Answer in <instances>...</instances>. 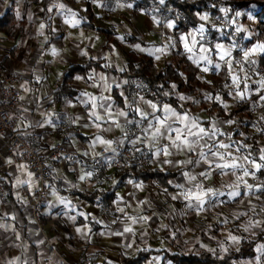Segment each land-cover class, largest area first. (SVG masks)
<instances>
[{"label":"clouds","instance_id":"1","mask_svg":"<svg viewBox=\"0 0 264 264\" xmlns=\"http://www.w3.org/2000/svg\"><path fill=\"white\" fill-rule=\"evenodd\" d=\"M19 2L20 0H18ZM77 2L79 3L80 0H77ZM189 2H193V0H189ZM4 3L11 6L9 0H4ZM91 3L98 8H103L105 0H91ZM164 3L165 0H159L160 5H164ZM51 6L58 8L61 15L76 21L72 26L79 30V35L74 36L69 32L68 36L65 37L66 43L76 40L83 43L87 40L90 42L87 47H94L96 44L101 43V38L97 32H92L87 37L84 36V29L80 25L88 22L86 17H82L79 13L60 4L58 0H55ZM252 7L255 8L256 6L253 5ZM131 8H133V3L127 2V0H115V4L109 9V12L116 13ZM223 10L225 13L229 11L227 8H223ZM153 11H159V9L154 8ZM171 11L172 9H169V12ZM243 14L242 12L235 13L237 17ZM97 18L103 19V16L98 15ZM248 18L252 20L253 16L249 14ZM28 19L32 22L31 13ZM48 19L51 20L52 17ZM41 25L45 26V22H41ZM41 25L38 35L43 37V41L40 42L41 50L43 51V43L49 40V36L44 34V27L41 28ZM113 27L116 29L115 38L126 47L137 53L145 51L139 43L129 42V38L135 34L128 25H123V30L115 24H113ZM238 29L246 33L250 32L247 26H242L239 22L237 23ZM160 34V45L157 46L153 42L149 45V48L153 50L154 58L157 61H166L170 50L175 47V43L173 37L165 36L162 29ZM22 46L23 42L18 45V47ZM236 46L238 47V45ZM74 47L79 49L78 54L80 56L87 57L89 55L88 52L80 49L79 44H75ZM231 48L232 46H226V51L231 53ZM157 49L160 51H156ZM66 51H69L66 47L63 49L52 47L50 54L54 59L44 61L43 56H41L37 63L63 66L67 64V61L62 53ZM104 59L106 61L103 65L105 69L115 67L120 73H128V78L111 76L110 74L106 77L104 74L93 70L91 73V85L88 84L87 78L80 74H76L74 80L88 87L100 83L102 93H110L113 87H117L124 97V105L121 107L119 102L111 95L101 94L95 100V107L90 108L88 105L93 103L91 100L93 96L85 88L81 91L80 96L88 97V100L84 101L87 115L71 111V109L77 108L78 104L74 103L69 95L62 91L60 78L65 75L63 71L57 69V73L54 76L55 85L52 82H46L48 78L37 68L26 67L13 72V76L18 78L17 82L15 85H7L5 91L7 95L11 96L10 89L13 87L17 88V94L13 97L16 100L17 111L15 113L9 111L5 114L4 119L7 123L4 124V127H11L13 132H15L16 139L12 141L11 151L13 155L8 159L7 163L12 165L17 160L20 161L17 164L19 176L15 178L13 194L16 203L20 205L21 211L28 219V225H22L21 229H18L12 223L6 222V214L0 212V229L16 235L23 228H26L28 238L22 236L18 242L13 241L11 248L18 250L19 255L11 259L7 257L0 258V264H66V261L57 252H53L50 256H45L43 250H40L41 259L39 261L32 255L29 240L34 239L43 231L38 223V218L41 215L50 217L52 220H59L65 226L71 225L75 232L71 239L77 243L81 241L83 243L79 244L78 247H74L72 244H68L66 247L73 253H84V256L81 257L82 264H93V261L103 260L100 255L103 249H97L94 246L93 236L106 239L110 234H118L112 229V225L116 223L129 227V222H131V225L136 226L131 228L132 231L140 232V230H143L140 240L141 245L146 247L148 239L151 238L147 224L148 219L151 218L149 213L159 217L161 220L159 229L155 233L157 238L161 239V242H163V238L159 236V232L171 228L170 224L164 223L165 220L186 219L194 214L199 216L200 222L197 224V228L205 232L213 227L212 223H203L206 217L210 215L214 223H219L221 214L225 218L233 217L239 219L241 216L245 217L242 225L236 228L238 234L241 228L249 234H253L252 229L264 231V200L259 195H256L257 190H264V181H260L255 172L250 173L251 164L248 162L250 158L240 151L243 148L250 147V145H244L241 141L232 140L230 133L222 131V126L225 124L235 125L236 130H240L239 119L225 121L218 114L206 116L204 114L206 110L201 108L202 100L198 94L202 93L203 101L208 102L209 108H211V102L216 99L206 90L195 88V93H182L178 90L179 86L177 83H169L167 88L164 87V83H159L155 85V91H153L150 81L146 82L144 79L133 77V73L127 63L118 54L115 59L112 58L111 54ZM208 63H212V61L209 60ZM25 64H27V61H25ZM216 65H219V68L221 67L219 63L214 64V67ZM69 66L71 67L72 65ZM140 67L139 63L135 65L136 69ZM177 71L185 84H187L185 73ZM28 73L32 74L34 80L40 82L39 88L33 87L29 82L20 79ZM198 79L204 81L203 77H198ZM204 82L210 83V81ZM69 87L71 88L72 85H69ZM227 87L232 95L233 103L230 105L224 102L223 107L226 112H230L232 107H235L240 100L247 99V96L244 95L241 98L236 95L232 86ZM21 89L22 92L20 91ZM149 95L154 96L155 99H146V96ZM172 98L179 103V108L171 105L169 101ZM37 99L51 104L49 109L45 108L43 103H36V112L41 117L40 120L33 119L28 108V105ZM21 101H23V104L20 103ZM0 103L7 105L8 100L0 101ZM58 103L61 105L59 110H57ZM188 105L199 109V111L193 112ZM153 106H155V109ZM258 107L253 105L251 109L257 117L253 130L264 134V113L259 112ZM158 112L161 114L157 115ZM204 119L211 123L210 130L201 126V121ZM13 121L17 123L13 125ZM41 128H51L54 131H58L63 143L49 139L47 146H45L41 142L42 138L51 136V133H38L37 130ZM200 128L205 129V132H200ZM84 129L88 130V137L87 141L82 142L78 139L77 133ZM181 129H183V143L176 141L174 135L176 131ZM221 135L225 136L224 141L216 139V137ZM240 135L243 139H252L251 135H247L243 131L240 132ZM3 139H5V133L0 131V140ZM218 144H225L230 147L226 149L227 151H224V149L216 147ZM49 147L55 149L54 154H48ZM234 149L236 150L235 154H233ZM166 152L167 155L165 154ZM217 154L223 155L222 161L217 158ZM178 157H182V159H178ZM230 157L234 158L238 165L237 167L232 169L218 167V165L225 162L233 163V159ZM203 165L208 167L200 171L199 169ZM65 167L74 179L66 174ZM33 168L36 169V172L31 171ZM132 168H135L141 174L148 169L152 171L159 169V171L169 175L176 173L178 178H182L183 182H178L177 179H168L167 183L176 189L175 192H170L167 187L162 186L163 182L160 179L145 182L133 174L132 178L125 181L124 186H130V195L138 202L139 206L133 207L129 205L126 199H124L122 206L120 199L123 198H118L115 204V212H120L123 217L121 218V216H116L113 209L105 203V194L111 195V192L120 186L121 181L117 173H125ZM213 173H217L220 176L218 186L213 184ZM249 175H251L253 180L257 181V185L247 183L246 178ZM229 176L232 178L230 179ZM61 181L63 182V191L69 193V195L61 196L59 194L60 187L57 182ZM241 187L246 190L249 199L254 196L259 203H252L246 210H233L220 197L227 195L229 201H233L239 196ZM25 190L31 195V200L36 201V204L30 201L29 195L23 194ZM152 192H156L155 197H152ZM201 192L203 193L202 198L188 199L190 193ZM36 193H39V196ZM73 193H82L86 197H94L99 202L101 216L90 217V219L94 220L96 224H103V231L95 233L92 232L88 225L84 227L76 226L77 216L82 213L78 212L75 215H69L67 209L74 211L84 201L80 197H76L74 201ZM141 193L145 194L142 201L140 200ZM49 194L52 197L50 201L46 200ZM7 196L8 193L0 187V206L5 205ZM169 197H171L172 201L179 202L181 207L177 208L175 204L170 203ZM155 201H161L165 205L163 211L157 210ZM42 202L46 204L43 212L40 211ZM61 205L65 210L55 213L53 210ZM236 207L240 209L242 203L237 204ZM11 216L15 223L21 224L17 212L14 211ZM105 216L108 217L107 220L103 218ZM133 217H135V223H132ZM229 222L228 219H225L226 225ZM31 225H37V227L33 228ZM175 230L181 235L193 231L191 228L179 226ZM231 237L235 239L233 240V245L228 246L229 249L233 246L238 249V240L246 238L239 235ZM46 242L55 246L61 241L59 237H55L51 241H47L45 237L44 240L38 241L40 244ZM195 243H199V240H184L183 247L189 252L200 255V250L194 247ZM219 244L220 242H218V247L215 249L206 245H202V247L211 252L216 259H222L225 255V250ZM120 247L122 252L119 255H132V252L128 251L127 245H121ZM139 247L133 249V252L138 250ZM90 248L91 250H89ZM168 264H173V262L169 261Z\"/></svg>","mask_w":264,"mask_h":264},{"label":"crops","instance_id":"2","mask_svg":"<svg viewBox=\"0 0 264 264\" xmlns=\"http://www.w3.org/2000/svg\"><path fill=\"white\" fill-rule=\"evenodd\" d=\"M65 1H67V0H58V2L60 4H63L65 6H67L68 8L72 9L74 12H77L74 7L68 6L65 3ZM4 5H5V3H2V4L0 3V14H1V16L8 9L9 13H12L15 16L16 23H17V18H16L15 14H16V12H19V14H21L20 23L25 24V25L27 24V30L26 31L22 30V34L16 35L14 37V33L16 31V23H15L14 32L10 36H6L7 38L12 37L13 43L11 45H9L8 47H6L4 49V51L0 50V59L2 62V66H3L4 71L8 74L13 75L14 71L22 70L26 67L27 68H37L41 72H43L45 77L48 78V81H46V82H52L53 85H55L54 76L57 73V69L65 72V70L69 67V65H85L88 61L101 62L102 66H103L104 63L106 62L103 56L105 55L106 51H109V49H107V48H110L111 54H113L115 57L117 56V54L120 57H122L124 62L127 63V65L129 66L130 53H134V52H131V51L125 52V50H121L120 48H118V46L116 44L117 39L115 38L116 30L114 28L104 29V28L97 25L96 10H94V5L92 6V4H90V3H85L82 7V11L77 12V13H79L80 16L87 18L86 10H87V5H89L90 10L93 13V24H94V27L96 29H86L82 26V24L80 25V27L84 29V36L85 37L90 35L92 32H97L101 38V43L96 44L94 47H87V45L90 43L87 40H85L83 43H81L79 40L68 41L66 43L65 37L68 36L69 32H71L74 36H76V35H79V30L76 27L71 29L70 27L72 25L70 23H66V20H70L71 18H69L65 15H61V14L57 18V21L55 22V26H54L53 25V19H54V16L56 15V13H58L57 12L58 8H56V7L52 8L51 7L49 9H52V13L50 14L49 17H52V19L49 20L48 24L45 23V26H44V34L49 36V40L47 42L43 43V51L41 50V43H40L41 41H43V37L38 35L41 22H44V20H42V18H41L42 0H20L19 3L17 2L14 5L12 11H10L8 5L6 7ZM48 11H50V10H48ZM30 13H31L32 17H33V15H36L38 18V24L35 23L36 26L34 23L32 24L29 22L28 17H29ZM47 25H48V27H47ZM130 26L133 29V31H136L137 33L141 34L140 31L136 27H134L133 25H130ZM99 29L100 30L103 29V30L113 31V39H108L101 31H99ZM132 38H136L137 40H129L130 42L139 41V38H137V37H132ZM0 40L3 41V40H5V38H0ZM21 42H23V46L18 47V45H20ZM0 44H1V42H0ZM75 44H79L80 49H83L84 51L88 52L89 55L87 57L80 56L78 54L79 49H76L74 47ZM195 44H196V42H195ZM52 47H56L58 49H63L66 47L69 50V51L62 53V55L65 57V59L67 61V64L60 66V65H49L46 63H41V64L37 63V61L40 60L41 56H43L44 61H51L54 59V57L50 54V49ZM192 47H193V43H192ZM197 47H198V45H197ZM45 53H48V54H45ZM136 55H138V54H136ZM202 55H205V53L203 51V46L199 47V54H195V57L198 58L199 56H202ZM189 57H192V56L189 55ZM9 58L12 61L9 60V63H8L7 59H9ZM15 58H17L20 61V65L18 66V68L15 67V62L13 61V59H15ZM126 59H127V61H126ZM193 59H194V57H193ZM193 59H191L192 62H193ZM23 60L27 61V64H25V62H23ZM77 61H82V64H79L81 62L77 63ZM200 63L202 65H206V66H208V64H209L208 61H200ZM94 70L97 73L104 74L106 77L109 74L111 76H120V72H118L115 69L112 70V69H105L104 68V69H94ZM92 72H93V70L88 75L84 76L87 78L89 85L92 84V76H91ZM120 77L123 78L122 76H120ZM61 78H62V76H61ZM61 78H60V80H61ZM20 79H22L23 81L29 82L31 84V86H33V87H36V88L40 87V82L37 80H34L31 73L26 74L24 77H22ZM70 85H72L71 89L73 91H75V97L72 100L74 103L78 104L77 108L71 109V111H73V112H78L82 115H87V113L85 112V108H84V101H87L88 97L87 96H85V97L80 96L81 91H83L85 88H87V91L92 93V96L95 98H98L101 94L111 95L117 101L119 100V98L121 99V104H120L121 107H123V105H124V97L121 95L120 90L117 87H113L111 89L110 93H102L100 83H97L95 86L88 87L87 85H84L81 82L75 81L74 78H73ZM20 91L22 92V89ZM126 91H127V87H126ZM116 93L118 95L117 97H116ZM20 103L23 104V101H21ZM36 103H43L44 107L49 108V109L51 108V104L37 99L32 104L28 105V108L30 109L32 118L35 120H40L41 117L36 112ZM88 106L91 108V107H93V104H90ZM60 107H61V105L58 103L57 104V110H59ZM193 108H194V110H192L193 112L199 111V109H195V107H193ZM203 109L206 110V112L204 113L206 116H211L207 112L209 107L203 108ZM160 114L161 113H159V112L157 113V115H160ZM201 126L205 129L210 130L211 123L210 122L208 123V120L204 119L201 121ZM25 127H27V125H25ZM37 131H38V133H44V132L51 133V136H46V137L42 138L41 142L44 143L45 146H47V141L49 139L61 141L63 143V140L60 139L61 135L58 131H54L51 128H41V129H38ZM222 131H224V130H222ZM226 132L230 133L231 137H233L232 132H230V131H226ZM252 132H253V130H252ZM252 134L257 135L254 132ZM77 137L82 142L87 141L88 130L84 129L81 132H78ZM216 139L219 141H223V140H225V136L221 135V136L216 137ZM231 139L232 140L234 139L236 141H241V137L240 138H231ZM257 147H259V146H257ZM259 148L262 149L261 147H259ZM52 149L53 148L49 147L48 153ZM225 151H227V150H225ZM235 151L236 150L234 149L233 154H235ZM240 151L244 152L245 150L243 148ZM9 158H10V155L8 154L6 144L3 140H0V178H2V179H0V186L4 189L5 192L8 193L5 205L0 206V212L6 214V216H5L6 222L12 223L14 227L21 229L22 225H28V219L24 216V213L21 211L20 205L16 203V199H15V196L13 194V187H14L15 178L17 176H19V173L17 171V164L16 163H14L12 165H9L7 163ZM178 159H182V157H178ZM248 162H250V164H251V162H254V160L248 161ZM255 164H258V163L255 161ZM165 167H167V166H165ZM207 167H208L207 165H203L202 168L199 170L203 171V170L207 169ZM64 170H65L66 174L69 175L70 178L74 179L72 174L67 172L66 167ZM256 171L257 170L255 167L250 168V173L251 172L256 173ZM213 176H214L213 184L218 186L219 181H220V176L217 173H213ZM229 178L231 179L232 177L229 176ZM171 179H177L178 182H183L182 178H178V174H176ZM246 180H247L248 184H253V181H255L251 178V175H249V177H247ZM57 183H58V186L60 187V193L59 194L61 196L69 195V193H66L63 191V182L61 181V182H57ZM175 191H170V192H175ZM130 192H131L130 186H128V187L123 186L122 188L118 189L115 193L114 199L109 203L108 206L111 207L113 209V211L115 212V204H116V201L118 198H123V199H120V203L122 206L124 203V199H126L129 203V205H131L133 207L139 206L138 202L130 195ZM23 194L29 195L26 190ZM78 194L79 193H73L72 194L74 201H75L76 197H80ZM151 195H152V197H155L156 192H152ZM256 195H259L261 197V199L264 200V197H262V195L258 191H256ZM144 196H145L144 193L140 194V200L141 201L144 199ZM30 198H31V195H29V199ZM51 199H52L51 194H49L48 197L46 198V200L50 201ZM80 199L84 202L81 203L77 209H75L74 211L71 209H67L69 215H75L78 212L82 213L81 215L77 216L76 226L77 227H84L85 225H88V227L91 228L92 232H95V233H99V232L103 231L104 230L103 224H96L94 220L90 219V217H100L101 216L98 201L95 198L92 201H88L82 197H80ZM168 199H169V202L172 204H175L177 208L181 207V204L179 202L172 201L171 197H169ZM220 199L222 201H224L225 204L228 207L232 208L233 210H246L248 207V204H252V203L258 204L259 203V201L255 200L254 196L251 199H249V196L246 194V190L243 187H241L239 196H237L233 201H229V197L227 195L220 197ZM155 203L157 205L158 211L164 210L165 205L161 201H155ZM241 203H242V207L240 209H237V207H236L237 204H241ZM45 207H46V204H44L41 212L44 211ZM64 210H65L64 207L61 205V206L57 207L56 209H54L53 211L55 213H59V212H62ZM14 211L19 214V219L21 221V224H17V223H15V221L12 220L11 214ZM129 211H131V209H129ZM221 212H222V210H221ZM115 215L121 216V218H123L122 214L120 212H115ZM149 215L151 216V218L148 219L147 224H148L149 234H150L151 238L148 239L146 247L141 245V240H140V235L143 233V230H140V232H136V231L125 232L124 229L126 228V226L119 224V223H116V224L112 225V229H113V231L117 232L118 234H115V235L110 234L108 236V238H106V239L103 237H99V236H93V240L95 242L94 246L97 249H103V251H101V253H100L101 257H103V260L102 261H93V263L119 264L122 258L134 257L138 251L145 250V249L169 251L166 249L153 248V246H155L157 242H161V239H158L157 235L155 234L156 231L159 229V226L161 224V220L159 217H157L155 215H151L150 213H149ZM86 217H88V218H86ZM103 218L105 220L108 219L107 216H105ZM133 218H135V217H133ZM225 219H228L230 221L227 225L225 224ZM244 219H245V217H243V216H241L239 219H236L233 217L225 218L223 216V214H221L220 222L214 223L212 220V217L209 215L206 217V219L203 223H205V224L212 223L213 227L211 230L205 232V231L197 228V224L200 222L199 216L194 214L191 217H188L186 219L177 218L176 220H172V221L165 220L164 223L170 224L171 228L164 229V230L160 231L159 236L162 237L163 240L165 237H169L170 241H171V246H175V244H177L178 247H180V249H182V251H183V252H177V253L194 254L193 252H191V253H188V252L185 253L184 252L187 250L183 247V242H184V240H190V241L199 240V243H195V245H194L195 249H199L200 253L212 254L211 252H208L204 247H202V245H206L210 248L215 249L218 247V242H220V244H219L220 247H223V248L227 247V245H230V239H229L230 236L231 235H239L236 231V228L238 227L239 222H243ZM40 223H41V228L43 230L42 233L40 235L36 236L34 239L29 240L31 253L37 261H39L41 259V251L40 250H43V253L45 256H50V255H52L53 252H57L58 255L66 261V264H80V263L82 264L81 257L84 256V253H81V252L73 253L66 247V245H68V244H72L74 247H78L79 244L83 243L82 241L77 243L76 241L71 239V237L73 235H75L74 229L71 227V225L65 226V224L61 223L59 220H52L50 217H45L42 215L40 216ZM177 226L182 227V228H191L193 231L188 232L185 235H181V234L177 233L175 230ZM31 227L35 228V227H37V225H31ZM129 227L135 228L136 226L131 225V222H129ZM256 230H258V231H256ZM254 231L257 233L261 232L260 229H254ZM242 232H244V231L242 230ZM242 232L240 231L239 233L240 234L246 233L249 235V233H247V232H244V233H242ZM89 234H91V233H89ZM22 236L24 238H28L26 228H23L16 235H12L10 232H5L3 229H0V258L7 257L8 259H11L14 256L19 255L18 250L11 248V244L13 241L18 242ZM45 237L47 238V241H51L55 237H59L61 242L55 246H52L47 242L43 243V244L38 243V241L44 240ZM177 241H179V243H177ZM121 245H127L128 251L132 252V255L131 256L119 255V253L122 252V248L120 247ZM138 246H140L138 248V250L133 252V249H137ZM89 250H91V248ZM261 250H262V248H261ZM169 252H172V251H169ZM262 252L264 253L263 250H262ZM155 257L160 260V264H164L165 261L163 260L162 256H155ZM255 264H262V259L257 258V261L255 262Z\"/></svg>","mask_w":264,"mask_h":264},{"label":"trees","instance_id":"3","mask_svg":"<svg viewBox=\"0 0 264 264\" xmlns=\"http://www.w3.org/2000/svg\"><path fill=\"white\" fill-rule=\"evenodd\" d=\"M55 0H42V12L41 18L46 24L49 23V16L52 13L48 11L51 8ZM155 4L156 8L159 9L154 14L159 16L161 13L166 14V17L173 18L177 21L176 30L178 33L188 32L197 27L201 22L200 14L203 12L210 15V17L215 18L220 15L219 6L225 5L230 8L225 17L231 18L234 11L240 10H249L250 7L255 5V18L257 20V25L254 29L256 32L255 36L249 41V43H264V0H245L241 2H232L229 0H165L164 5H160L159 0H141L135 4V8L144 7L145 10L149 4ZM53 8V7H52ZM172 9L169 12V9ZM177 13L179 16H177ZM87 23H83L82 26L86 29H96L93 24V13L90 10L89 5H87ZM158 14V15H157ZM180 15L183 17L180 18ZM179 17V19H177ZM16 23L15 16L12 13H9L8 9L0 16V33H3L5 36H10L14 32V26ZM48 27V25H47ZM108 39H113V31L99 29ZM224 31V29H223ZM227 35L230 32V29H225ZM229 36V35H228ZM230 37V36H229ZM129 40H137L136 38H129ZM228 41V38H226ZM238 54V53H236ZM129 69L133 73L134 78L144 79L146 82H151L153 91H155V85L159 83H164V87H169V83H177L178 90L182 93L190 92L195 93V88L206 89L208 88L205 83L198 79V69L193 64L190 58L185 54H177L171 58V62L164 65L163 68L159 69L156 65V62L153 56L145 54H134L130 53L129 57ZM139 63L141 67L139 69L135 68V65ZM258 67L261 68V72L264 75V55L259 57ZM94 69H104L101 62L88 61L85 65H72L65 70V75L61 78V87L62 91L69 95L71 99L75 97V91H73L69 85L71 84L74 76L80 74L82 76L88 75ZM185 73L188 83L185 84L184 80L179 76L178 71ZM252 72V71H249ZM120 76L123 78H128V73H120ZM231 84V69L227 64H223L218 71L212 72V78L210 82L209 92L214 97H219V100L215 99L211 102V108L207 110L209 115L218 114L225 121L232 119H239L240 126H243V130L246 132L252 131L253 125V115L251 109L253 105L259 104L260 98L264 94V88H260L257 92L252 93L247 99L241 100L239 103L233 107L230 112H226L223 103L232 101V95L230 94L228 87ZM244 87V85H242ZM251 88H257L255 85H252ZM219 89V91H217ZM116 93V97H117ZM149 100H154V96H146ZM121 104V99L118 100ZM171 105L175 108H179V103L172 98L170 101ZM260 111L264 113V106L260 108ZM209 123V121H208ZM235 126V125H233ZM236 127V126H235ZM233 137L239 138L238 133L240 130L233 131ZM252 136V146L250 148H244V152L258 164L264 165V161L260 159L262 155V149L257 147L255 144L258 140H261V135ZM133 174L149 182L153 179H160L163 182V187H167L169 191H175L171 185L167 183L168 179L173 178L176 173L169 175L168 173L161 172L159 169L152 171L151 169L146 170L143 174L138 172L135 168H132L130 171L125 173H117L121 184L115 190L111 192V195L105 194V203H109L114 199L115 193L118 189L124 186L125 181L132 178ZM256 176L259 179H264V167L256 171ZM80 197L92 201L94 197H86L82 193L78 194ZM264 197V194H261ZM99 203V202H98ZM241 237H246L241 239L240 246L238 249L229 250L225 253L222 259H216L213 254L209 253H200L196 254H177V252H169L165 250H154V249H145L140 250L134 257H124L121 259L119 264H145L152 257L162 256L164 261H171L173 264H239V261L245 257L254 255V248L256 244L260 243L262 245V250L264 251V231L257 233V235L250 236L246 233L240 234ZM93 264H108V263H93Z\"/></svg>","mask_w":264,"mask_h":264},{"label":"rangeland","instance_id":"4","mask_svg":"<svg viewBox=\"0 0 264 264\" xmlns=\"http://www.w3.org/2000/svg\"><path fill=\"white\" fill-rule=\"evenodd\" d=\"M140 1L141 0H127V2L133 3V8L127 9L124 11H118L116 13H110L109 12V9L114 6L115 0H105V5L103 8L96 7L94 4L91 3V0H80L79 3L77 2V0H67V1H65V3L70 7H74L77 12L82 11V7L85 3H90V4H92V6L94 5V10H96L97 25L104 28V29L114 28L113 24L120 26L121 30H123V25H128L129 28H131L130 25H133L134 27H136L140 31L141 34L137 33L136 31H133L132 28L131 29L135 34L133 37L139 38V41H137V42H130L129 41V42L130 43H139L141 45V47L145 49V51L138 52V53L134 52L135 54L150 55L149 50H152V49L149 48V45L152 44L153 42H155L157 46L160 45V40H161V34L160 33H161V29H162L165 36L173 37L175 47L170 50V54H169L168 59L166 61H157L154 58L156 65L159 69L163 68L165 64L170 63L171 58L177 54L178 55L179 54H185V55L187 54L188 58H190L189 55L196 58L195 54H199V47L203 46V50H206V52L204 51V53L208 57V61L211 60L212 63H209L208 66L202 65L200 62L199 63L193 62V64L198 69V76L203 77L204 81H210L211 82L212 71H217L221 68L220 67L217 69L216 67H214V64L219 63L221 66L223 64H227L230 67V69H231V84L229 86L233 87L236 95H237V92L244 93L245 89H247V92L245 95L247 97H249L252 93L257 92L260 88H262V87H260V82L262 80H264V75L260 70L261 68L258 67V61H259V57L261 55H264V53H257V54L251 55L247 59H245V57H244L245 51H249L250 49L254 48L257 45H264V43H257V42L256 43H249V41L256 34V32L254 31V29L257 25V20L255 18V13H256L255 8L250 7L249 10L234 11L233 16H231V18H227L225 16L227 15L228 12L225 13L224 11H222V9L227 8L230 11V8L226 7L225 5H220L219 6L220 15L219 16L212 18V17H210V15L203 12L202 14H200V17L206 16L207 17L206 20H202L200 18L201 22L197 25L196 28L189 30L188 32L178 33L176 30L177 21L175 19L170 18V17H166V14H162V13L159 16H156L154 14L153 9L156 8L155 4H152V3L149 4V6L152 7V10H148V9L145 10V8L141 7V6L134 9L135 4H137ZM229 1L241 2V1H245V0H229ZM4 6L6 7L7 5L5 4ZM57 12L58 13H56V15L54 16V19H53V25L54 26H55V22L57 21V18L60 15V10L58 9ZM156 12L157 11H155V13ZM237 12H242L244 14L241 15L240 17H237L235 15V13H237ZM18 14H19V12H16V14H15L16 18H17V23H16V31L14 33V37L16 35L22 34V30H25V31L27 30V24L25 25V24L20 23L21 14H19V15ZM249 14H251L253 16L252 20H249V18H248ZM98 15H102L103 19H98L97 18ZM0 16H1V14H0ZM177 16H179L178 13H177ZM181 17H183V16L180 15V18ZM219 19L225 20V22H227L228 24L226 26H222L218 22ZM161 21H163V22H161ZM213 21H214V23H213ZM238 22L242 26H247L250 29V32H248V33L244 32V31L237 32V23ZM30 23H32V24L37 23L38 24V18L36 15H33L32 22H30ZM169 24H171L172 27H169L168 26ZM35 26H36V24H35ZM70 28L73 29L74 27L71 26ZM201 28H203L202 33L200 32ZM223 29H224V31H223ZM225 29H230V32L228 33V35L230 37L227 35V33H226L227 31H225ZM181 37H185L186 39L184 41H182ZM0 38H5V40H3V41L0 40V42H1L0 50L1 51H4V49L6 47H8L9 45H11L13 43L12 37L7 38L2 33H0ZM226 38H228V41H226ZM193 41L196 42L195 47H192ZM185 43H187L189 45V47L193 48L192 52H188L185 50V47H184ZM116 44H117L118 48H120L121 50H125V52H129V51L133 52L132 49L126 47L119 40H117ZM197 45H198V47H197ZM217 45H220L222 47V49L225 51H226V46H232L231 55H230V57L226 58V59L230 60V64L225 63L224 60H221L219 58V50L217 49ZM236 45H238V47ZM107 49H109V51H106L105 55L103 56L104 58L106 56H108L109 54H111L110 48H107ZM236 53H238V54H236ZM111 56L113 59L116 58L113 54H111ZM150 56L154 57L153 54H151ZM9 60L12 61L9 58V59H7L8 63H9ZM253 60L255 61V63H252V62L250 63V61H253ZM13 61L15 62V67L18 68V66L20 65V61L17 58L13 59ZM126 61H127V59H126ZM23 62H25V60H23ZM79 62H81V63H79ZM77 63L82 64V61H77ZM204 68H207L208 70L203 71ZM111 69L117 70L115 67H113ZM249 71H252V72H249ZM233 76H236L238 78V81H239L238 85L233 84V79H232ZM204 81H202V82L205 83ZM205 84L208 88L203 89V90H206L209 92L210 83H205ZM242 85H244V87ZM252 85H255L257 88H251ZM198 95H200L201 100H202L201 108H208L209 107L208 102L203 101L202 93L198 94ZM259 101H260L259 104H257V106H259L258 111L260 110V108L262 106H264V94L260 98ZM227 103H229L231 105L233 103V100L229 101ZM188 107H190V108H192V110H194L193 106L189 105ZM195 109H197V108H195ZM259 112H261V111H259ZM235 128H236L235 126L228 125V124L222 126V130L230 131L232 133H234L233 131ZM241 131H243L247 135H250V133H253L252 131L250 133L247 131L245 132L243 130V126H240V132ZM240 132L238 133V137L239 138L241 137L242 144L250 145V147H251L252 146V139H250V140L243 139V137L240 135ZM255 145L261 147L262 150H264V136H262L261 140H258ZM250 147H246V148H250ZM243 153L246 155V157H249L245 152H243ZM248 161H252V159L250 158ZM254 165H255V161L251 162V168L254 167ZM249 205H251V204H248V206ZM243 222H244V220H243ZM243 222H239L238 227H240ZM242 230L243 229L241 228L240 231L242 232ZM256 231H258V230H256ZM242 233H244V232H242ZM252 233L253 234H249V235L253 236V237L255 235H257V232H255L254 229H252ZM231 236H233V235H231ZM240 241H241V239L238 240L239 246H240ZM230 245H233L232 240H230ZM228 246L229 245H227V247H224L225 253L229 250ZM153 248L166 249V250H169L172 252H183L182 249H180V247H178L177 244H175V246H171V241H170L169 237H165L163 242H157L156 245L153 246ZM261 248H262V245L260 243L256 244V246L254 248V255L241 259L239 261V264H255V262L257 261V258L262 259V264H264V253L262 252ZM234 249H236L235 246H233L230 250H234ZM184 252L185 253L186 252L191 253L189 251H184ZM168 262H169V260L165 261L164 264H168ZM145 264H160V260L156 257H152Z\"/></svg>","mask_w":264,"mask_h":264},{"label":"snow or ice","instance_id":"5","mask_svg":"<svg viewBox=\"0 0 264 264\" xmlns=\"http://www.w3.org/2000/svg\"><path fill=\"white\" fill-rule=\"evenodd\" d=\"M49 10L51 11V9H49ZM222 11H224V10L222 9ZM201 19L202 20H206L207 17L204 16V17H201ZM66 23H70L71 25H74L76 23V21H74V20H68V21H66ZM168 26L169 27H172L171 24H169ZM43 27H44V25H41V28H43ZM237 31H239V29ZM200 32L201 33L203 32V28L200 29ZM185 39H186L185 37H181V40L182 41H184ZM194 46H195V41H193V47ZM184 47H185V50L188 51V52H192L193 51V48L192 47H189V45L187 43H185ZM217 49L219 50V58L221 60L226 61V63H229L230 64V60L229 59H226V58L230 57L231 53L228 52V51L223 50L220 45H217ZM156 51H160V50L157 49ZM203 51L206 52V50H203ZM257 53H264V45H257L254 48L250 49L249 51H245L244 52V57H245V59H247L249 56L254 55V54H257ZM149 54L150 55L153 54L152 50H149ZM190 59H193V57H190ZM200 61H208V57L206 55H202V56H199L198 58H194L193 59V62L194 63H199ZM251 62L252 63H255L254 60L251 61ZM216 68L218 69L219 68V65H216ZM207 70H208L207 68H204L203 69V71H207ZM232 79H233V84L234 85H238L239 84L238 78L236 76H233ZM260 87L264 88V80H262L260 82ZM246 92H247V89H245V92L244 93L237 92V95L240 96L241 98H243L244 95L246 94ZM216 99L219 100V97H216ZM91 100L93 102L92 104H93V108H94L95 107V100H96V98L95 97H92ZM153 108L155 109V106H153ZM182 131H183V129L178 130V131H176L174 133L175 140L176 141H180L181 143L184 142L183 141ZM199 131L200 132H205V129L200 128ZM205 134L207 135V133H205ZM173 143H175V141H173ZM216 147H218L220 149H227L230 146L229 145H225V144H218ZM165 154L167 155V152ZM217 158L222 161L223 160V155L217 154ZM230 158L233 159V163H226L225 162V163H222V164L218 165V167H221L223 169H232V168L237 167L238 165L235 162L234 158H232V157H230ZM260 159L262 161H264V150H262V155H261ZM262 166H264V165H261V164H255L254 165V167L256 168V170H260L262 168ZM202 197H203V193L202 192L201 193H190L188 195V199H200ZM135 222H136L135 218H132V223H135ZM78 231H79V229H78ZM124 231L125 232H131L132 229L130 227H126L124 229ZM229 239L233 241L235 238L234 237H230Z\"/></svg>","mask_w":264,"mask_h":264},{"label":"built area","instance_id":"6","mask_svg":"<svg viewBox=\"0 0 264 264\" xmlns=\"http://www.w3.org/2000/svg\"><path fill=\"white\" fill-rule=\"evenodd\" d=\"M9 2H10L11 6L8 5V7H9L10 11H12L14 5L18 2V0H9ZM0 3L1 4L4 3V0H0ZM147 9L148 10H152V7L151 6H147ZM218 22L222 26H226L228 24L223 19H219ZM16 82H17V77H14L13 75L8 74V73H6L4 71L3 66H2V62H1V59H0V101L8 100V104L7 105L0 103V131H3L5 133V139H3V141L5 142V144L7 146V151H8V154L10 155V157H12V155H13V153L11 151V144H12V141L16 139V135H15V132H13L11 127H8V128L4 127V124L7 123V121L4 119V116L9 111H11L13 113H15L17 111L16 100L13 99V97H15L16 94H17V88L13 87V88L10 89L11 96L7 95L5 89H6L7 85H15ZM251 113L253 115V119H254L253 120V125H254V123L257 120V117L254 115L252 110H251ZM12 123H13V125H15L17 122L13 121ZM253 125H252V130H253ZM253 132L255 134H257V135L264 136V134H262L260 132H255L254 130H253ZM9 138H11V139H9ZM60 139L63 140L62 137H60ZM54 153H55V149H52L48 154L51 155V154H54ZM18 163H20L19 160H17L16 164H18ZM31 171L36 172V169L33 168V169H31ZM113 171H115V170H113ZM37 175H39V174L37 173ZM259 180L260 181H264V179H259ZM252 185H257V181H253ZM257 191L260 194H264V190H257ZM36 195L39 196V193H36ZM30 201L33 204H36V201L35 200H31V198H30ZM44 204L45 203H43V202L41 203L40 211H42ZM38 223H39V226L41 227L40 217L38 218Z\"/></svg>","mask_w":264,"mask_h":264}]
</instances>
